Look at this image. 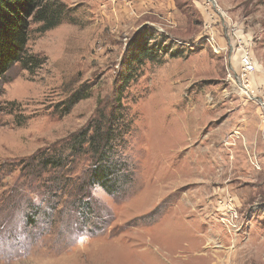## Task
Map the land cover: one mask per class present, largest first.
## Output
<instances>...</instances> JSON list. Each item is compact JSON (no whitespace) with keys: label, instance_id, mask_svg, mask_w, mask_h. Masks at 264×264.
I'll use <instances>...</instances> for the list:
<instances>
[{"label":"rangeland","instance_id":"374dc122","mask_svg":"<svg viewBox=\"0 0 264 264\" xmlns=\"http://www.w3.org/2000/svg\"><path fill=\"white\" fill-rule=\"evenodd\" d=\"M164 1L41 0L59 24L0 81V264H264V0ZM143 30L169 51L139 65ZM112 113L114 196L68 149Z\"/></svg>","mask_w":264,"mask_h":264},{"label":"trees","instance_id":"16d2710c","mask_svg":"<svg viewBox=\"0 0 264 264\" xmlns=\"http://www.w3.org/2000/svg\"><path fill=\"white\" fill-rule=\"evenodd\" d=\"M61 16L62 9L60 6L55 7L50 3L42 4L41 0H0V81L6 72L17 63L26 69L32 64L37 65L36 63L38 62L27 57L25 52L30 24L32 22L40 23V31L44 32L57 26ZM152 35H154V32L148 34L143 30L132 39L135 43L134 48L138 59L137 64L139 65L144 61H153L161 54L166 55L169 51L162 44L159 46L150 44ZM160 38L162 39V37ZM165 42L166 40L161 43ZM170 55H179V52ZM130 75L127 72L119 78L123 86L118 92V99L126 85L131 81ZM67 110L65 109V111ZM116 119V113H112L109 116L102 114L99 120H92L89 125L90 128L77 136L70 143L71 146L68 147L71 152L70 155L73 156L77 152L82 151L84 145H88L92 159L91 168L87 172L88 185L99 186L111 196L117 195L116 193L122 190L125 183L123 181L128 180V177H130L123 171L125 166L122 167L119 163L118 159L120 157H117L116 153H114L113 141L117 137L115 130L118 127ZM39 161L45 168H62L64 166V160L60 158V155L55 159L53 156H48V158H41ZM79 202L82 205L85 204L79 199L72 204V208H80L81 206L76 204ZM88 208L89 206L86 205L85 209L87 210L80 209L82 210L81 213L84 211L87 214V218L90 211Z\"/></svg>","mask_w":264,"mask_h":264},{"label":"built area","instance_id":"2783aa9c","mask_svg":"<svg viewBox=\"0 0 264 264\" xmlns=\"http://www.w3.org/2000/svg\"><path fill=\"white\" fill-rule=\"evenodd\" d=\"M242 62H243V66H244V69L245 70H247V71H250L251 70V64H250V62L248 61V59H247V57H243V59H242ZM238 83V86H239V88L241 87V88H243L244 90H246V88H245V86L243 85V83L242 82H237Z\"/></svg>","mask_w":264,"mask_h":264},{"label":"crops","instance_id":"0c3cea01","mask_svg":"<svg viewBox=\"0 0 264 264\" xmlns=\"http://www.w3.org/2000/svg\"><path fill=\"white\" fill-rule=\"evenodd\" d=\"M157 2H158V0H157ZM159 2H161L160 4H162V7H163V11L165 10V9H170L172 6H171V4H170V2L169 1H167V2H165L164 0H159ZM158 7V6H157ZM161 9V8H160ZM167 17V16H166ZM165 17V18H166ZM262 106V108H263V110H264V105L262 104L261 105Z\"/></svg>","mask_w":264,"mask_h":264},{"label":"bare ground","instance_id":"6f19581e","mask_svg":"<svg viewBox=\"0 0 264 264\" xmlns=\"http://www.w3.org/2000/svg\"><path fill=\"white\" fill-rule=\"evenodd\" d=\"M243 85H244V84H243ZM241 87H242V86H241ZM241 87H240V88H241ZM242 92H244V90H243ZM244 93H245V92H244Z\"/></svg>","mask_w":264,"mask_h":264}]
</instances>
